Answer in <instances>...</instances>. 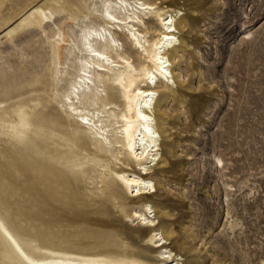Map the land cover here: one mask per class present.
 I'll use <instances>...</instances> for the list:
<instances>
[{"label": "bare ground", "instance_id": "bare-ground-1", "mask_svg": "<svg viewBox=\"0 0 264 264\" xmlns=\"http://www.w3.org/2000/svg\"><path fill=\"white\" fill-rule=\"evenodd\" d=\"M85 2L0 0V32L7 30L9 40L34 30L45 33V69L50 77L49 83L32 82L25 92L7 99L18 98L10 110L12 119L6 104L0 102V146L3 140L13 155L17 144L31 140L38 148L35 140L39 139L71 151L65 157L63 150L48 154L55 168L63 165L68 175L67 199L54 198L58 201L54 221L70 227L108 228L109 235L84 237L81 233L71 244L46 239L42 242L46 251L39 253L38 245L27 251L0 218V256L16 264H183L182 255L185 260L188 250L183 244L175 245L178 230L172 214L152 198V191L157 193L160 186L152 175L171 166L162 146L171 133L162 127L165 110L157 100L160 92L172 94V83L183 81L176 65L179 52L189 46V32L181 7L175 0L165 6L154 0H94L90 6ZM61 12L65 15L59 25L46 32L47 22H55ZM152 17L154 22L145 21ZM63 21L77 28L72 29V42L60 26ZM66 53H71L67 66ZM69 67L73 71L60 94L61 109L38 95L22 98L23 93L56 85ZM216 161L222 163L218 157ZM83 183L91 187L81 193ZM50 201L48 194L42 199L46 229L53 210ZM113 208L117 221L128 218L134 224L108 226L105 218ZM120 239L126 243L124 249Z\"/></svg>", "mask_w": 264, "mask_h": 264}, {"label": "rangeland", "instance_id": "rangeland-1", "mask_svg": "<svg viewBox=\"0 0 264 264\" xmlns=\"http://www.w3.org/2000/svg\"><path fill=\"white\" fill-rule=\"evenodd\" d=\"M154 1L164 6L169 2ZM175 1L187 24L189 46L179 47L176 66L181 85L172 83V94L160 92L157 100L165 110L162 127L171 133L169 141L162 140L163 154L171 166L152 175L160 185L157 193L152 191V198L172 214L170 219L178 230L175 245L183 244L188 250L185 260L182 255L183 264H264V0ZM93 2L86 0L85 4ZM64 15L58 13L55 22H47L46 32L55 29ZM145 21L151 23L154 18ZM60 26L72 42V29L77 28L65 21ZM7 33L0 32V102L6 104L12 119L10 110L18 98L7 99L25 92L32 82L49 83L50 77L45 69V33L34 30L13 40ZM65 55L64 62L69 63L71 53ZM72 71L69 67L56 85L23 93L22 98L38 95L49 99L54 109H61L60 94ZM32 142L17 144L13 155L3 140L0 146V218L11 233L27 251L38 245L39 253L46 251L42 248L46 239L71 244L81 233L106 238L108 228L55 223L58 201L54 198L67 199L68 175L63 165L60 170L55 168L48 154L63 150L65 157L71 151L51 140L36 139L38 148ZM87 186L82 184L81 193L91 187ZM46 194L53 209L48 229L42 215ZM117 217L113 208L105 218L108 226L134 224L128 218L117 221ZM118 243L121 249L126 247L122 239ZM0 264L16 263L0 256Z\"/></svg>", "mask_w": 264, "mask_h": 264}, {"label": "snow or ice", "instance_id": "snow-or-ice-1", "mask_svg": "<svg viewBox=\"0 0 264 264\" xmlns=\"http://www.w3.org/2000/svg\"><path fill=\"white\" fill-rule=\"evenodd\" d=\"M167 39V38H166ZM162 71H163V69H162ZM145 223H147V221H145Z\"/></svg>", "mask_w": 264, "mask_h": 264}]
</instances>
